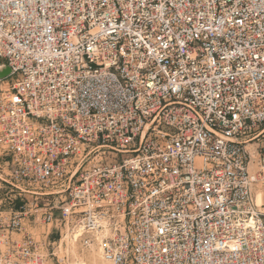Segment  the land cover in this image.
I'll return each mask as SVG.
<instances>
[{
    "label": "built area",
    "instance_id": "built-area-1",
    "mask_svg": "<svg viewBox=\"0 0 264 264\" xmlns=\"http://www.w3.org/2000/svg\"><path fill=\"white\" fill-rule=\"evenodd\" d=\"M0 66V264L77 229L111 264H264V0H0Z\"/></svg>",
    "mask_w": 264,
    "mask_h": 264
},
{
    "label": "bare ground",
    "instance_id": "bare-ground-1",
    "mask_svg": "<svg viewBox=\"0 0 264 264\" xmlns=\"http://www.w3.org/2000/svg\"><path fill=\"white\" fill-rule=\"evenodd\" d=\"M256 203L261 211H264V194L259 192L256 196ZM255 221L252 219L249 222L250 226H254ZM109 234L107 229L94 233V242L89 246L81 243L83 231L75 230L71 235L66 237L65 254L68 264H111L104 259L102 242L103 238Z\"/></svg>",
    "mask_w": 264,
    "mask_h": 264
},
{
    "label": "rangeland",
    "instance_id": "rangeland-1",
    "mask_svg": "<svg viewBox=\"0 0 264 264\" xmlns=\"http://www.w3.org/2000/svg\"><path fill=\"white\" fill-rule=\"evenodd\" d=\"M3 199H4V195L0 193V205L2 206V208L5 206V204H4V200H3ZM6 206H7V205H6ZM7 207H8V206H7ZM263 209H264V207H263ZM259 210H260L261 213L264 214V211H261V209H259ZM55 237H56V236H55ZM65 239H66V238H65ZM65 241H66V240H65ZM66 245H67V243H66ZM65 249H66V247H63V250H62L61 253L59 252V250H56V253H57V257H58V258H60L62 261L64 260V263H65V264H68V263H67L68 259H67L66 255H64V254H65ZM49 264H56V259L53 260V261H50Z\"/></svg>",
    "mask_w": 264,
    "mask_h": 264
},
{
    "label": "water",
    "instance_id": "water-1",
    "mask_svg": "<svg viewBox=\"0 0 264 264\" xmlns=\"http://www.w3.org/2000/svg\"><path fill=\"white\" fill-rule=\"evenodd\" d=\"M10 75V69L6 66H0V78H6Z\"/></svg>",
    "mask_w": 264,
    "mask_h": 264
}]
</instances>
